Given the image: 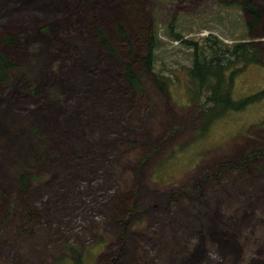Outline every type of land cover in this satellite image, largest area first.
Instances as JSON below:
<instances>
[{
	"label": "rangeland",
	"instance_id": "rangeland-1",
	"mask_svg": "<svg viewBox=\"0 0 264 264\" xmlns=\"http://www.w3.org/2000/svg\"><path fill=\"white\" fill-rule=\"evenodd\" d=\"M253 2L249 37L242 0H0V264H264V95L208 118L194 48L170 36L264 53ZM262 63L232 99L264 91Z\"/></svg>",
	"mask_w": 264,
	"mask_h": 264
},
{
	"label": "trees",
	"instance_id": "trees-1",
	"mask_svg": "<svg viewBox=\"0 0 264 264\" xmlns=\"http://www.w3.org/2000/svg\"><path fill=\"white\" fill-rule=\"evenodd\" d=\"M241 6L249 16L247 30L248 36L251 37L256 28L262 25L263 20L261 18L260 9L254 4L253 0H242ZM129 7L131 10L130 12L133 14L131 6ZM103 15L104 14L102 13V16ZM146 22L147 25L141 21L140 18L138 23L144 27V30L145 28L147 29L144 38H146L149 53L144 62L146 71L153 73L155 61L153 50L160 42L153 32L151 21L146 19ZM170 27L173 28V24ZM121 32L123 33V30H121ZM123 36L125 35L123 34ZM170 36L187 45L193 46L194 48V61L192 67L189 68V75L192 82L196 83L197 89L209 94L207 102L212 103V105L206 107L207 110L205 116L208 115V118H211V116L218 117L219 115H222L224 112H215L218 108H225L226 111H240L247 105L257 100H261L260 97H263L264 91H260L241 100L232 99L236 77L241 72L245 71L251 64L263 61L264 53H262L254 43L246 40L237 42L234 45H228L217 37L208 36L205 38L204 44H199L198 41L184 39L182 34L178 32L175 33L173 30L170 32ZM1 39L3 44H11L14 41V38L12 37H4ZM103 41L107 43L104 38ZM13 67L14 63L0 47V82L6 83L9 80L10 72ZM123 78L128 81L136 91L142 87L139 75L130 68V65H127ZM157 80L159 81V78H157ZM160 83L162 86H165L163 82ZM143 89L144 88H141V90ZM212 112H215V115L213 114L214 116L212 115ZM59 124H62L63 126L68 125V118L65 117L63 118V121H57L56 126H60ZM20 180L24 185L27 184L28 180L24 176L21 177ZM224 237L225 239L223 238V242L225 241L227 243L228 241L226 239H228V236L225 233ZM229 248H231V245ZM75 264H81V258L75 262Z\"/></svg>",
	"mask_w": 264,
	"mask_h": 264
},
{
	"label": "crops",
	"instance_id": "crops-1",
	"mask_svg": "<svg viewBox=\"0 0 264 264\" xmlns=\"http://www.w3.org/2000/svg\"><path fill=\"white\" fill-rule=\"evenodd\" d=\"M262 64L264 65V63H262ZM262 64H259V65H256V66L252 65L251 68H249V69H257V70H259L261 72V71L264 70V67L262 66ZM248 72H250V71L248 70Z\"/></svg>",
	"mask_w": 264,
	"mask_h": 264
}]
</instances>
